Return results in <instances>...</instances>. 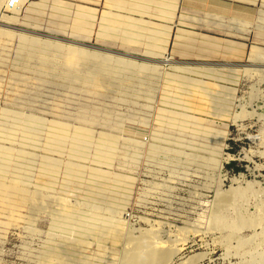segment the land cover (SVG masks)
<instances>
[{"label": "rangeland", "instance_id": "rangeland-1", "mask_svg": "<svg viewBox=\"0 0 264 264\" xmlns=\"http://www.w3.org/2000/svg\"><path fill=\"white\" fill-rule=\"evenodd\" d=\"M27 1L1 0L0 183L46 199L0 215V264H123L144 231L167 264H264V0Z\"/></svg>", "mask_w": 264, "mask_h": 264}, {"label": "bare ground", "instance_id": "bare-ground-1", "mask_svg": "<svg viewBox=\"0 0 264 264\" xmlns=\"http://www.w3.org/2000/svg\"><path fill=\"white\" fill-rule=\"evenodd\" d=\"M9 1L10 0H6V3H5V7L8 8V9H16V7H18L19 4H21L22 2L26 1V0H18V3L15 5L14 8H9ZM0 8H1V0H0ZM1 25V23H0ZM3 26V27H1ZM0 26V37H5V36H9L11 34V31L13 30H9V29H6L7 27L5 25H1ZM6 27V28H5ZM10 27V26H9ZM12 28V27H11ZM13 32V31H12ZM21 38V36H19ZM28 37V36H27ZM32 37V36H31ZM35 38V37H34ZM34 38H31L30 40H28L29 43H37L38 41ZM38 39V38H37ZM41 39V38H40ZM48 40V39H47ZM40 41V40H39ZM44 41V40H43ZM41 42V43H44L45 45H48V46H51L53 45L54 47H57V48H65L66 50H69L73 53H77V54H82V55H86V56H91V57H94V56H97V58H100L101 60L105 61V60H109L110 57L109 55L106 54H101V53H97V52H87V50H84V49H81V48H78L74 45H64V44H61V43H57L56 41L55 42H52V41H46L45 39V42ZM54 41V40H53ZM65 43V42H64ZM38 44V43H37ZM41 45V44H40ZM83 45V44H82ZM39 46V45H38ZM52 47V46H51ZM113 57V56H112ZM111 57V58H112ZM116 57V55H115ZM117 58V57H116ZM115 58V59H116ZM119 58H123V57H118L117 59ZM126 59V58H125ZM121 61H118L119 63L121 64H124V63H128V64H134L133 62H125V60H122V59H119ZM127 60V59H126ZM129 60V59H128ZM110 61V60H109ZM112 62V61H111ZM109 62V63H111ZM108 62H105L103 63L104 67L106 66V64H109ZM114 63V61H113ZM153 63V62H152ZM115 64V63H114ZM138 64V63H137ZM143 64V63H141ZM140 64V65H141ZM145 64V63H144ZM120 65V64H119ZM125 65V64H124ZM133 66V65H132ZM151 66V65H150ZM154 66V65H152ZM161 66V65H160ZM257 66V65H256ZM142 67V66H141ZM164 67V66H163ZM143 68V67H142ZM141 69V68H140ZM151 69V68H150ZM154 148V147H153ZM155 151V149H153ZM188 179V178H187ZM147 183V182H146ZM159 188V187H158ZM144 189V188H143ZM143 190H141L142 192ZM148 191V190H147ZM144 192V191H143ZM142 192V193H143ZM246 192V189H243V190H238V189H235V190H231L229 191L228 193H220V195L218 196V205L219 206H224L227 202L231 201V200H234V199H237L238 197H240L241 195H243L244 193ZM145 193V192H144ZM44 195V194H43ZM140 195V194H139ZM144 195V194H143ZM46 197L42 196L39 194H37V192H30L27 188H23L21 186H17V185H13V184H6V183H0V215L1 217H6V220H8V222L6 221L5 225H9V224H13L15 222H17V220L19 219L20 217V212H21V208H23V206H26L27 205H31V203H35L37 202L38 204L42 205V204H45V200L42 199ZM154 197V196H153ZM61 198V197H60ZM139 198V197H138ZM50 199V198H48ZM47 199V200H48ZM34 200V202H33ZM52 201V200H51ZM57 201V200H55ZM59 201V200H58ZM63 201V200H62ZM239 201V200H238ZM40 202V203H39ZM65 202V201H64ZM236 202V201H235ZM257 203V202H256ZM67 204V203H66ZM228 204V203H227ZM35 205V204H33ZM38 206V205H37ZM58 206V205H57ZM226 206V205H225ZM65 207V206H64ZM75 207V206H74ZM73 207V208H74ZM33 208V207H32ZM41 208V207H40ZM28 209V208H27ZM67 209V208H66ZM77 209V208H76ZM221 209V208H219ZM24 210V209H23ZM30 210V209H29ZM33 210V209H32ZM224 209L221 210V212L223 211ZM75 211V210H74ZM31 212V211H30ZM70 212V211H69ZM79 212V211H78ZM218 212V211H217ZM216 212V213H217ZM220 212V211H219ZM220 212V213H221ZM224 214V212H223ZM24 215V214H23ZM28 215V214H27ZM219 215V213H218ZM233 215V213H232ZM239 215V214H238ZM219 216H221L222 218V215L220 214ZM252 216V215H251ZM233 217V216H232ZM231 217V218H232ZM258 217V216H257ZM259 218V217H258ZM257 218V219H258ZM213 219V218H212ZM257 219L255 220H250L249 223L250 224H255ZM236 220V218H235ZM239 220V219H238ZM259 220V219H258ZM260 221V220H259ZM245 223V221H242ZM247 222V220H246ZM4 223V222H3ZM214 223V222H213ZM212 223V224H213ZM219 223V221L217 222V224ZM221 223V222H220ZM258 223V222H257ZM135 224V223H134ZM216 224V225H217ZM232 224V223H230ZM243 224V223H242ZM241 224V225H242ZM249 224V225H250ZM3 225V224H2ZM240 225V224H239ZM240 225V226H241ZM248 225V223H247ZM239 226V227H240ZM4 227V225H3ZM6 227V226H5ZM4 227V228H5ZM222 227V226H221ZM234 227V226H233ZM238 227V226H237ZM246 227V226H244ZM230 229V228H229ZM233 229H238V228H233ZM232 231H235L233 230ZM5 231V230H4ZM145 232V231H144ZM144 232L142 233L141 236H138L136 238H132V240L134 239L132 245L133 247L131 248V250H127V259L126 261L123 262V264H167L169 261H171V259L173 258V256L175 255L176 253V250L174 247L170 246V245H167V244H163V243H160V242H157V243H153L150 241V235L147 233L144 234ZM140 233V234H141ZM139 234V235H140ZM229 234V233H228ZM227 236V235H225ZM230 236V235H228ZM233 236V235H232ZM230 236V237H232ZM227 238V237H226ZM229 238V237H228ZM240 238V237H239ZM233 240V239H232ZM231 242V241H230ZM128 245V244H127ZM175 246V245H174ZM128 248V247H127ZM239 248V247H238ZM178 250V249H177ZM179 252V251H178ZM54 255H55V252H54ZM126 257V256H125ZM53 258V257H52ZM261 263V262H260Z\"/></svg>", "mask_w": 264, "mask_h": 264}, {"label": "crops", "instance_id": "crops-1", "mask_svg": "<svg viewBox=\"0 0 264 264\" xmlns=\"http://www.w3.org/2000/svg\"><path fill=\"white\" fill-rule=\"evenodd\" d=\"M98 2L99 0H94ZM255 2L256 0H249ZM49 7L52 11H56L57 13H66L69 12V7H71L70 3L64 2L62 0H42L40 2H33V1H27L25 6L23 7V10L25 8L26 11H45ZM76 15L79 16V18L83 19H94L95 18V10L91 7H86L83 5L76 4ZM21 11V10H20ZM62 49V48H61ZM69 51V50H67ZM72 55H76V58L79 57L77 53H73L69 51ZM69 53V54H70ZM82 54H80L81 56Z\"/></svg>", "mask_w": 264, "mask_h": 264}, {"label": "built area", "instance_id": "built-area-1", "mask_svg": "<svg viewBox=\"0 0 264 264\" xmlns=\"http://www.w3.org/2000/svg\"><path fill=\"white\" fill-rule=\"evenodd\" d=\"M17 3H18V0H10L9 1V8H14Z\"/></svg>", "mask_w": 264, "mask_h": 264}, {"label": "trees", "instance_id": "trees-1", "mask_svg": "<svg viewBox=\"0 0 264 264\" xmlns=\"http://www.w3.org/2000/svg\"><path fill=\"white\" fill-rule=\"evenodd\" d=\"M234 165V164H233Z\"/></svg>", "mask_w": 264, "mask_h": 264}]
</instances>
